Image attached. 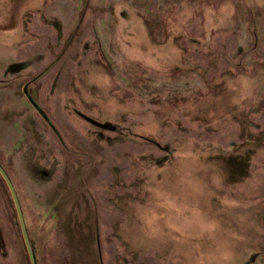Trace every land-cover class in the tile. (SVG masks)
Wrapping results in <instances>:
<instances>
[{
  "label": "rangeland",
  "instance_id": "374dc122",
  "mask_svg": "<svg viewBox=\"0 0 264 264\" xmlns=\"http://www.w3.org/2000/svg\"><path fill=\"white\" fill-rule=\"evenodd\" d=\"M0 163L37 264H264V0H0Z\"/></svg>",
  "mask_w": 264,
  "mask_h": 264
},
{
  "label": "water",
  "instance_id": "95a60500",
  "mask_svg": "<svg viewBox=\"0 0 264 264\" xmlns=\"http://www.w3.org/2000/svg\"><path fill=\"white\" fill-rule=\"evenodd\" d=\"M0 174L2 175L3 180L7 184L9 191L12 195L11 197H12V200H13L14 205H15V209L17 212L16 215H17L19 225L21 228L20 232H21V235L23 237L24 243H25L26 248H27L26 250H27V253L29 255L30 263L31 264H37L36 255H35L34 250H33L34 247L32 245V241H31V238L29 236V232H28L29 229H28V226H27V223L25 220V216H24L25 213H24L22 204H21L20 199L18 197L19 196L18 192L16 190V187H15L13 181L11 180V176L6 171V169L1 165V163H0Z\"/></svg>",
  "mask_w": 264,
  "mask_h": 264
},
{
  "label": "trees",
  "instance_id": "16d2710c",
  "mask_svg": "<svg viewBox=\"0 0 264 264\" xmlns=\"http://www.w3.org/2000/svg\"><path fill=\"white\" fill-rule=\"evenodd\" d=\"M7 171V170H6ZM9 173V172H8ZM10 175V174H9ZM12 180V179H11ZM0 181L2 182V184L6 187V189H7V192H8V194H9V197H10V200L12 201V207H13V209H14V211H15V218L17 217V215H16V209H15V205H14V202H13V200H12V195H11V193H10V191H9V188H8V186H7V184L5 183V181L3 180V177H2V175L0 174ZM20 199V198H19ZM20 202H21V200H20ZM22 204V203H21ZM23 207V206H22ZM23 210H24V208H23ZM24 213H25V211H24ZM24 216H25V214H24ZM18 219V218H17ZM25 220H26V217H25ZM17 223H18V226H19V229L21 230V228H20V225H19V221H17ZM26 223H27V221H26ZM28 226V225H27ZM28 229H29V227H28ZM29 231H30V229H29ZM28 231V232H29ZM30 233V232H29ZM20 238H21V240H22V243H23V246H24V252H25V260H23V263L24 264H31L30 263V259H29V255H28V253H27V248H26V245H25V243H24V240H23V237H22V235H21V232H20ZM31 241H32V239H31ZM32 245H33V247H34V249H35V244H34V242L32 241ZM34 252H35V250H34ZM37 259V258H36Z\"/></svg>",
  "mask_w": 264,
  "mask_h": 264
}]
</instances>
